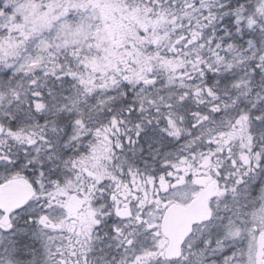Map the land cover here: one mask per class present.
<instances>
[{
  "label": "snow or ice",
  "instance_id": "obj_1",
  "mask_svg": "<svg viewBox=\"0 0 264 264\" xmlns=\"http://www.w3.org/2000/svg\"><path fill=\"white\" fill-rule=\"evenodd\" d=\"M0 264H264V0H0Z\"/></svg>",
  "mask_w": 264,
  "mask_h": 264
}]
</instances>
